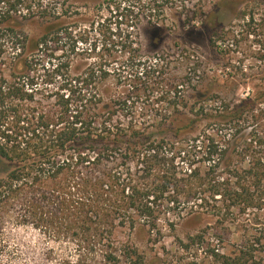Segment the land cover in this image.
Wrapping results in <instances>:
<instances>
[{
  "label": "trees",
  "instance_id": "trees-1",
  "mask_svg": "<svg viewBox=\"0 0 264 264\" xmlns=\"http://www.w3.org/2000/svg\"><path fill=\"white\" fill-rule=\"evenodd\" d=\"M84 1L113 9L118 2ZM67 16L57 0H0L7 33L0 34V212L20 205L37 225L74 236L85 254L63 264H264L263 115L253 114L261 102H206L189 115L140 121L125 101L104 94L101 69L75 81V97L51 102L33 74L53 59ZM160 17L148 23L159 25ZM29 25L39 35L31 38ZM127 42L123 53L139 51ZM135 65L147 78L163 68L139 59ZM177 92L176 85L167 90ZM165 104L186 108L173 98ZM191 223L202 225L175 234ZM118 227L145 228L161 249L147 258L119 245ZM167 234L169 249L162 244Z\"/></svg>",
  "mask_w": 264,
  "mask_h": 264
},
{
  "label": "rangeland",
  "instance_id": "rangeland-1",
  "mask_svg": "<svg viewBox=\"0 0 264 264\" xmlns=\"http://www.w3.org/2000/svg\"><path fill=\"white\" fill-rule=\"evenodd\" d=\"M57 2L69 17L62 21L53 59L33 74L48 100L55 95L75 97L81 91L75 81L101 69L104 94L125 101L127 112L137 120L182 117L193 105H233L251 98L261 102L253 114L263 115L264 129V0H118L112 2L114 9L107 1ZM154 14L164 17L159 25L148 23ZM38 30L36 25L26 27L31 38L39 35ZM0 34H7L2 26ZM128 40L138 45L132 46L138 52L123 53L121 44ZM138 59L163 65L161 74L140 76ZM175 85L177 94L167 93ZM172 98L186 103V108L167 110L165 101ZM5 171L6 165L0 164V177ZM260 215L264 218V210ZM201 225H179L175 234L184 237ZM115 236L119 245L133 246L147 258L162 246L152 245L142 227H118ZM73 238L37 225L24 216L20 205L0 212V264L75 261L85 250L77 248ZM172 243L167 234L162 244L169 249Z\"/></svg>",
  "mask_w": 264,
  "mask_h": 264
}]
</instances>
